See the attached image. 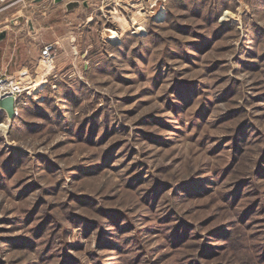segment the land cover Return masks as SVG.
Segmentation results:
<instances>
[{
    "label": "rangeland",
    "instance_id": "rangeland-1",
    "mask_svg": "<svg viewBox=\"0 0 264 264\" xmlns=\"http://www.w3.org/2000/svg\"><path fill=\"white\" fill-rule=\"evenodd\" d=\"M83 1L0 3V264H264V0Z\"/></svg>",
    "mask_w": 264,
    "mask_h": 264
},
{
    "label": "trees",
    "instance_id": "trees-1",
    "mask_svg": "<svg viewBox=\"0 0 264 264\" xmlns=\"http://www.w3.org/2000/svg\"><path fill=\"white\" fill-rule=\"evenodd\" d=\"M180 1H184V0H180ZM208 1H210V0H208ZM170 15H172V14H170ZM216 18V16H212L211 18H210V20H214ZM225 31V27H223V26H218L217 28H216V30H215V33L218 35V33L220 34V33H222V32H224ZM197 33V32H196ZM217 37V36H216ZM195 43H197V42H195ZM195 43H188V45H192V44H194V45H196ZM205 47H208L207 45H205ZM101 167L102 166H98L97 167V169L98 170H101ZM247 213H249V211H247ZM230 225H228V224H225V225H221V226H219L215 231H213V232H211V233H215V235H219V233H222L223 231H225V229H227V227H229ZM183 231V230H182ZM246 235V234H245ZM185 236V234H183L181 231L179 232V233H177V234H175V236H174V238H175V240H176V243L177 244H179V245H182L183 243H185L184 241H182V238ZM212 237V236H211ZM105 237H101L100 238V244H103V243H105L102 239H104ZM247 239H248V237H247ZM247 239H245V240H243L241 243H243V244H247V242H248V240ZM111 244V247L112 246H114L115 244L114 243H110ZM205 245V246H204ZM110 246L108 247V248H111ZM203 256H202V258H205V260H203V261H206V260H209V261H216V264H218V262H217V259L215 258V259H213L212 260V258H214V257H211L210 258V256H207L206 254H207V251H210V250H212V246H211V244L208 242V243H206V244H203ZM215 251V250H214ZM216 252V251H215ZM214 252V253H215ZM211 256H215V254L214 255H211ZM230 257H233L232 256V253L230 254ZM255 258H256V256L255 255H251V256H249V257H247L245 260H240L239 258L236 260V262L237 263H240V264H255Z\"/></svg>",
    "mask_w": 264,
    "mask_h": 264
},
{
    "label": "built area",
    "instance_id": "built-area-1",
    "mask_svg": "<svg viewBox=\"0 0 264 264\" xmlns=\"http://www.w3.org/2000/svg\"><path fill=\"white\" fill-rule=\"evenodd\" d=\"M6 1H10V0H0V3H4ZM56 52L57 49L54 45L49 44L46 45L43 50H42V57L48 61V64L50 66H52V62L55 60V56H56ZM38 85H40V83H34L33 87H37ZM7 88V89H6ZM0 90H2V92H0V103L4 102L5 99H15V92L17 91L16 89H14V82H12V80H1L0 81ZM4 90V91H3ZM2 125V124H1ZM5 125L3 124V127Z\"/></svg>",
    "mask_w": 264,
    "mask_h": 264
},
{
    "label": "crops",
    "instance_id": "crops-1",
    "mask_svg": "<svg viewBox=\"0 0 264 264\" xmlns=\"http://www.w3.org/2000/svg\"><path fill=\"white\" fill-rule=\"evenodd\" d=\"M54 1H56V2H61L62 0H54ZM73 1H78V0H73ZM77 3H80V1L79 2H77ZM87 4V2L84 0L83 1V5H86ZM92 20H93V18L92 17H88V22H92Z\"/></svg>",
    "mask_w": 264,
    "mask_h": 264
},
{
    "label": "bare ground",
    "instance_id": "bare-ground-1",
    "mask_svg": "<svg viewBox=\"0 0 264 264\" xmlns=\"http://www.w3.org/2000/svg\"><path fill=\"white\" fill-rule=\"evenodd\" d=\"M113 32V31H112ZM114 33V32H113Z\"/></svg>",
    "mask_w": 264,
    "mask_h": 264
}]
</instances>
